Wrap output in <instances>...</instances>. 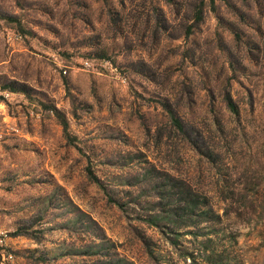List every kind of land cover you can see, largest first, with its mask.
I'll return each instance as SVG.
<instances>
[{"label":"rangeland","instance_id":"obj_1","mask_svg":"<svg viewBox=\"0 0 264 264\" xmlns=\"http://www.w3.org/2000/svg\"><path fill=\"white\" fill-rule=\"evenodd\" d=\"M0 264H264V0H0Z\"/></svg>","mask_w":264,"mask_h":264},{"label":"trees","instance_id":"obj_2","mask_svg":"<svg viewBox=\"0 0 264 264\" xmlns=\"http://www.w3.org/2000/svg\"><path fill=\"white\" fill-rule=\"evenodd\" d=\"M232 106V104H230Z\"/></svg>","mask_w":264,"mask_h":264}]
</instances>
